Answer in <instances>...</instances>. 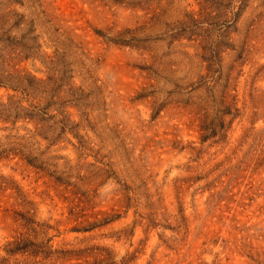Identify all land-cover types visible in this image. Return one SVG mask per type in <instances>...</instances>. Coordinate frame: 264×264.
<instances>
[{"label": "rangeland", "instance_id": "obj_1", "mask_svg": "<svg viewBox=\"0 0 264 264\" xmlns=\"http://www.w3.org/2000/svg\"><path fill=\"white\" fill-rule=\"evenodd\" d=\"M0 264H264V0H0Z\"/></svg>", "mask_w": 264, "mask_h": 264}]
</instances>
